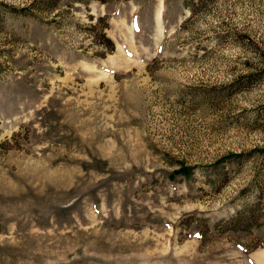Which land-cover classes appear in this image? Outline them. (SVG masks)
<instances>
[{"label":"rangeland","instance_id":"rangeland-1","mask_svg":"<svg viewBox=\"0 0 264 264\" xmlns=\"http://www.w3.org/2000/svg\"><path fill=\"white\" fill-rule=\"evenodd\" d=\"M0 264H264V0H0Z\"/></svg>","mask_w":264,"mask_h":264},{"label":"trees","instance_id":"trees-1","mask_svg":"<svg viewBox=\"0 0 264 264\" xmlns=\"http://www.w3.org/2000/svg\"><path fill=\"white\" fill-rule=\"evenodd\" d=\"M103 20H104L103 18H98L96 22L99 24ZM105 25H107V24H105ZM91 31H92L91 33H93V34L95 33L92 29H91ZM99 34H100V38L103 41L102 44H100V46L103 47L107 53H111L114 50L113 42L110 39L106 38L104 33L99 32ZM237 215H238V213L235 215V217Z\"/></svg>","mask_w":264,"mask_h":264}]
</instances>
